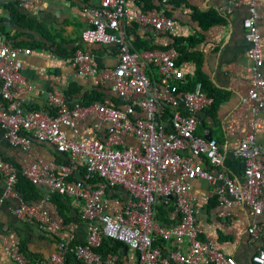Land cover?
<instances>
[{
  "label": "built area",
  "instance_id": "1",
  "mask_svg": "<svg viewBox=\"0 0 264 264\" xmlns=\"http://www.w3.org/2000/svg\"><path fill=\"white\" fill-rule=\"evenodd\" d=\"M32 6L37 0H15ZM80 16L84 27L80 38L87 44H114V64L107 72L109 89L124 99L122 107L107 102L81 105L68 101L63 91L48 94L51 111L26 109L14 95L21 82L18 57L28 48L15 46L0 37V127L6 141L27 149L32 140L49 144L57 153H66L68 162L56 164L36 158L20 169L0 157V176L4 182L2 197L15 193L17 173L33 186H41L46 195L38 202H18L12 213L20 219L36 222L40 227L57 232L43 201L55 194L80 201L78 218L87 224L88 234L77 245L59 241L56 251L45 264H66L70 253L85 263L116 264L113 257L100 259L94 250L102 237L117 240L135 254L133 264H237L233 256L199 239L192 206L196 200L191 180L198 178L211 187L210 197L217 207L216 216L231 220V208L243 206L249 217L246 232L258 244L250 257L252 264H264V222L255 218L264 214V149L255 141L260 126L259 113L264 109V49L257 20V0H247V14L241 22L242 36L248 48V99L251 100L249 131L232 148L243 162L242 178L233 180L223 169L224 155L215 140L194 133L198 114L212 105L213 99L199 83L191 88V74L177 62L179 53L173 46L165 49L134 50L122 26L129 9L127 0H81ZM140 9L135 21L151 27L161 35H171L174 19L167 14L174 0H156L145 8V0H136ZM92 54L75 49L71 54L74 77H96L98 69L91 63ZM158 75L152 79L147 68ZM167 110V121L163 119ZM92 116L93 127L101 128L102 137L79 135L77 121ZM168 123V128L165 124ZM131 138L125 143L123 138ZM80 165V178H71ZM97 179L94 185L90 180ZM122 188L130 199L117 205L106 197L108 189ZM171 201L177 212L175 222L163 226L155 222L153 203ZM155 237L171 240L173 247L163 255L153 245ZM15 264L26 262L18 240L6 247Z\"/></svg>",
  "mask_w": 264,
  "mask_h": 264
},
{
  "label": "crops",
  "instance_id": "2",
  "mask_svg": "<svg viewBox=\"0 0 264 264\" xmlns=\"http://www.w3.org/2000/svg\"><path fill=\"white\" fill-rule=\"evenodd\" d=\"M13 1L0 0V37L11 40L15 46L29 49L28 54L18 57L19 76L22 80L14 88V95L21 100L24 108L51 111L48 94L54 88L63 91L70 102L97 92L102 94L105 102L115 107L124 105V99L110 91L106 78L108 70L114 64L115 45L87 44L80 38V31L85 25L80 16L81 0H37L32 6ZM156 3L153 0V4ZM126 6L129 12L122 26L128 39L135 41L137 45L167 43L165 35L149 26L136 23L135 14L140 9L136 0H127ZM256 8L260 15L263 14L264 0H257ZM166 9L167 14L175 21L171 36L199 38L198 41L194 40L193 47L190 48L192 58L182 61L184 71L191 74L193 80L198 68L214 93L212 105L199 112V122L194 133L200 136L209 133L224 155L223 169L233 180L239 181L242 178L243 162L233 154L232 148L249 131V110L252 105L247 97L250 74L245 51L248 44L242 36L241 26L242 19L247 14V0H174ZM207 11L219 16L220 21L201 28L197 16ZM257 23L264 49V16L259 17ZM77 48L91 52V63L98 69L96 77L72 75L71 54ZM195 60H198L197 65ZM261 71L264 74V63ZM148 75L152 79L158 78L154 71L153 74L148 72ZM3 105L0 98V108ZM259 119L260 126L255 130V141L264 149V109L259 113ZM94 122L96 120L92 116L77 121L79 135L102 137L101 128L95 129ZM165 127L168 128V123ZM123 141L133 142L127 137ZM0 157L18 167L36 158L56 164L68 162V155L57 153L46 143L32 140L27 149L10 145L4 138L1 127ZM77 166L71 178L81 177L82 169L79 168L80 165ZM191 184L196 199L192 211L199 239L209 241L215 248L233 256L237 264H252L250 257L258 242L248 238L246 228L251 219L246 209L235 206L231 208V220L218 218L217 207L210 197L211 187L198 178L191 180ZM3 189L4 182L0 176V196ZM45 195L43 187L34 185L29 192L15 191L14 194L1 198L0 264H15L7 256L6 247L17 240L23 246L26 259L24 264H45V258L56 251L61 240L70 245L85 241L87 224L78 218L80 201L73 197L50 195L43 201L49 218L59 228L57 232L43 229L36 222L17 218L12 213L18 202L35 203ZM105 195L117 205H123L130 199L128 192L119 187L108 189ZM153 211V218L159 225L166 226L177 219V212L171 201L162 203L156 199ZM255 219L264 222V214ZM156 243L161 244L158 247L163 255L173 247L171 240L164 242L157 239ZM98 254L101 260L113 257L116 264H133L135 259V254L129 248L114 243L105 246ZM64 260L66 264H95L85 263L66 252Z\"/></svg>",
  "mask_w": 264,
  "mask_h": 264
},
{
  "label": "trees",
  "instance_id": "3",
  "mask_svg": "<svg viewBox=\"0 0 264 264\" xmlns=\"http://www.w3.org/2000/svg\"><path fill=\"white\" fill-rule=\"evenodd\" d=\"M13 2L17 3V1H15V0ZM144 2H145V8H150L152 5H154L153 0H145ZM197 20L199 22L200 27L205 28V27L211 26L214 23L219 22L220 18H219V16H216L212 11H207L201 15H198ZM165 36L167 37V43L162 44V45H160V44L158 45L156 43H152V44L142 43V45H139V44L137 45L135 41H131L130 39H129V41H130L131 46H132L131 48L136 50V51L140 50V49H152V48L165 49V48H168L169 46H173L174 49L179 53V55L176 59L177 62L184 61V60L187 61V60H190L192 58L191 56L193 55V52L190 50V48L193 47L194 40L198 41L199 38L196 39V38H193L192 36H188V37H180V36L174 37L171 35H165ZM197 63H198V60H195V65H197ZM148 72H151V74H153V68L149 66L147 68V73ZM194 74H195V77L193 78V80L190 83H188V85L185 86V88L186 89L191 88L194 85V83L199 82L201 85V89L203 91H205L206 93H208L210 95V97L214 99V93L212 92V89H210V87L207 86V80L204 77V75L201 73V71L198 70V68H197L195 70ZM77 102H79L81 105H87V104L92 103V102L104 103L105 101L102 99V94L94 92L92 95L89 94V95H86L85 97H82L80 100H77ZM167 116H168V112L166 110L165 116L163 117V119L166 120ZM59 154H61V155L64 154L67 156V154L64 152L59 153ZM17 168L20 169L18 166H17ZM79 168H81L82 172H83V167L80 166ZM82 172H81V175H82ZM96 181H97V179L94 178V179L90 180V184L94 185L96 183ZM32 187H33V185L23 175H21L20 170H18L17 182L15 185L16 191L19 192L20 190H26L27 192H29ZM52 196L60 197V196L55 195V194H52ZM211 201L213 204H215L216 200L214 198H211ZM156 210L159 211V208H156ZM155 219H156V216H155ZM157 239L158 240L160 239V241L165 242V240L160 238V237L155 238L153 240L154 246H161V244L156 243ZM110 243L123 245L122 243H120L117 240H113V239H110L107 237H102L100 244L96 248H94V250L98 253L102 252L103 249H105V246L109 245ZM19 248H20V251L25 255L21 242L19 243Z\"/></svg>",
  "mask_w": 264,
  "mask_h": 264
},
{
  "label": "water",
  "instance_id": "4",
  "mask_svg": "<svg viewBox=\"0 0 264 264\" xmlns=\"http://www.w3.org/2000/svg\"><path fill=\"white\" fill-rule=\"evenodd\" d=\"M120 97V96H119ZM121 98V97H120ZM204 138H206V139H209V140H211V137H210V135H209V133L207 132V133H205V134H203L202 135Z\"/></svg>",
  "mask_w": 264,
  "mask_h": 264
}]
</instances>
